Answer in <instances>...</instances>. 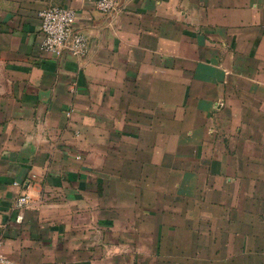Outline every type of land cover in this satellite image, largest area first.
I'll list each match as a JSON object with an SVG mask.
<instances>
[{"label":"crops","instance_id":"crops-1","mask_svg":"<svg viewBox=\"0 0 264 264\" xmlns=\"http://www.w3.org/2000/svg\"><path fill=\"white\" fill-rule=\"evenodd\" d=\"M95 2L0 0L9 264H264V160L246 138L211 150L246 110L264 120V0ZM50 5L75 11L86 55L41 48Z\"/></svg>","mask_w":264,"mask_h":264},{"label":"built area","instance_id":"built-area-1","mask_svg":"<svg viewBox=\"0 0 264 264\" xmlns=\"http://www.w3.org/2000/svg\"><path fill=\"white\" fill-rule=\"evenodd\" d=\"M96 8L105 14H115L121 7L118 0H96ZM39 28L42 34L41 48L55 56H60L64 51L73 55L84 56L87 54V37L74 28L76 19L75 11L68 6L50 5L38 13ZM31 196L27 192L20 193L14 201L16 221L24 218L23 210L29 205ZM3 254L0 239V264H9Z\"/></svg>","mask_w":264,"mask_h":264},{"label":"rangeland","instance_id":"rangeland-1","mask_svg":"<svg viewBox=\"0 0 264 264\" xmlns=\"http://www.w3.org/2000/svg\"><path fill=\"white\" fill-rule=\"evenodd\" d=\"M248 99V97L246 98ZM245 125L244 126H240V130H237L236 126H229L228 127V131H229V136L232 137L228 138V140H223V142H218V144H213V146H211V150H216V153L218 157L222 156V152L224 153V149L223 148H234L238 149L241 145L238 147L239 141H241L242 139L239 140V138H246L245 142L246 144L244 145V150H245V156H246V161H253V158H249V157H254L253 155H255V157L262 159V161L264 160V120L262 121H258L257 122H253V124L251 125V118L253 116V112L246 110L245 112ZM254 124H256V126H254ZM210 132L211 134L216 131L218 135H221L223 137H225V135L228 132H223L221 130V128H216V127H207V132ZM241 133L242 137H239L238 134ZM251 133V135H250ZM253 134V135H252ZM205 136H207L208 134H206L205 131ZM211 138V137H209ZM217 138H221V137H217ZM238 140V142L236 143V139ZM250 138V139H248ZM257 138V139H255ZM230 144V145H228ZM261 146V147H260ZM229 153H230V149H228ZM226 153H228L226 151ZM248 154V155H247ZM214 154H212L213 156ZM198 157L200 159V161L202 159H204V155L198 153ZM258 159V160H260Z\"/></svg>","mask_w":264,"mask_h":264}]
</instances>
